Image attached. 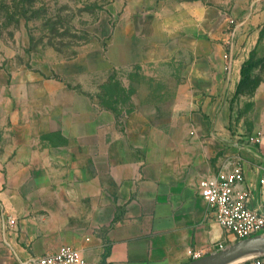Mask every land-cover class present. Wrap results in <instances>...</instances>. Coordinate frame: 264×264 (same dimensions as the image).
<instances>
[{"label": "crops", "instance_id": "crops-1", "mask_svg": "<svg viewBox=\"0 0 264 264\" xmlns=\"http://www.w3.org/2000/svg\"><path fill=\"white\" fill-rule=\"evenodd\" d=\"M97 40L75 82L2 71L0 264L63 245L89 264H185L237 241L198 182L239 165L264 213V0H147ZM119 68L138 95L107 104Z\"/></svg>", "mask_w": 264, "mask_h": 264}, {"label": "rangeland", "instance_id": "rangeland-1", "mask_svg": "<svg viewBox=\"0 0 264 264\" xmlns=\"http://www.w3.org/2000/svg\"><path fill=\"white\" fill-rule=\"evenodd\" d=\"M147 0H0V82L6 68L23 76L75 82L90 58L105 50L97 34ZM87 67V68H86ZM89 72V70H88ZM14 76V74H12ZM9 76L10 72H9ZM88 80H90L88 78ZM136 69L109 70L103 102L137 97ZM260 234V232L258 233Z\"/></svg>", "mask_w": 264, "mask_h": 264}, {"label": "built area", "instance_id": "built-area-1", "mask_svg": "<svg viewBox=\"0 0 264 264\" xmlns=\"http://www.w3.org/2000/svg\"><path fill=\"white\" fill-rule=\"evenodd\" d=\"M231 26L230 38L227 41L232 45V38L236 27V21L228 18ZM225 68L228 70L230 57L225 54ZM255 144H261L262 135L257 133L253 139ZM258 183L264 186V163L259 167ZM243 181L241 166L235 165L230 171H219L214 176L205 177L199 180L198 190L203 201L214 211L215 221L223 228L231 231L236 240L245 239L259 232L264 233V213L251 210L247 207L248 193L237 188ZM6 225L13 227L15 219L8 217ZM193 259L201 257L194 253ZM247 262L251 264H264V255L253 257ZM22 264H89L81 252L70 246H60L55 252L47 253L38 258H31L23 261Z\"/></svg>", "mask_w": 264, "mask_h": 264}, {"label": "water", "instance_id": "water-1", "mask_svg": "<svg viewBox=\"0 0 264 264\" xmlns=\"http://www.w3.org/2000/svg\"><path fill=\"white\" fill-rule=\"evenodd\" d=\"M264 255V233L234 243L185 264H237Z\"/></svg>", "mask_w": 264, "mask_h": 264}, {"label": "trees", "instance_id": "trees-1", "mask_svg": "<svg viewBox=\"0 0 264 264\" xmlns=\"http://www.w3.org/2000/svg\"><path fill=\"white\" fill-rule=\"evenodd\" d=\"M243 77H245L244 71H243Z\"/></svg>", "mask_w": 264, "mask_h": 264}]
</instances>
